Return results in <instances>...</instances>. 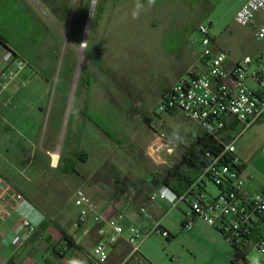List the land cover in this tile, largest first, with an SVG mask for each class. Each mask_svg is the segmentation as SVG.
I'll use <instances>...</instances> for the list:
<instances>
[{
  "label": "rangeland",
  "instance_id": "374dc122",
  "mask_svg": "<svg viewBox=\"0 0 264 264\" xmlns=\"http://www.w3.org/2000/svg\"><path fill=\"white\" fill-rule=\"evenodd\" d=\"M0 1V24L13 35L7 38L9 44L25 57L37 54L42 60L36 65L46 72L48 84L68 89L73 118L80 92L91 87L95 110L90 109L89 114L114 139L128 137L127 146L134 153L145 117L160 136L186 145L180 149L182 153L190 141L189 130L198 133L183 115L171 116L159 107L166 90L195 61L201 68L197 60L201 48L193 43L200 39L198 25L209 26L215 46L229 58L255 60L264 47V40H256L250 26L235 22L241 0H104L97 10L98 0ZM40 20L44 24L38 25ZM35 40L37 44H33ZM247 85L254 89L250 80ZM121 111H129L132 120H126ZM146 127L140 135L147 133ZM45 133L46 126L42 135ZM224 141L234 142L250 181L264 189V118L247 129L239 124L234 132L228 131ZM123 159V173L138 178L141 172L133 156L118 151L116 160ZM111 163L116 167L115 160ZM205 193L214 198L219 189L208 181ZM149 202L144 206L147 216H141L140 226L133 225L150 234L159 222L169 234L164 238L152 233L141 245V252L153 264H235L234 260L246 264L206 223L198 221L191 232L186 231L183 223L190 213L186 204L172 208L165 200ZM154 204L162 209L158 218ZM246 255L249 264H262L256 250L248 248Z\"/></svg>",
  "mask_w": 264,
  "mask_h": 264
},
{
  "label": "crops",
  "instance_id": "0c3cea01",
  "mask_svg": "<svg viewBox=\"0 0 264 264\" xmlns=\"http://www.w3.org/2000/svg\"><path fill=\"white\" fill-rule=\"evenodd\" d=\"M247 2L241 0L239 10ZM263 20L264 14L258 15L250 27L255 30ZM6 29L0 24L3 40L0 47L7 46L26 60L29 68L0 93V176L24 197L22 202L7 206V213L0 219V264H96L93 250L100 240L98 230L103 224L90 221L75 227L78 210L73 204V194L76 189L90 183L98 211L106 219L123 213L125 225L140 226L143 221L140 208L150 203L151 193L165 186L163 179L181 162L185 151L182 153L180 149L186 145L167 136L163 142L149 117H145L137 135L138 151L134 153L127 146L128 137L114 139L89 114L90 109L95 110L89 95L91 87H83L80 92L73 118L68 89L48 84L46 72L39 71L36 65L42 59L37 54L25 57L13 49L7 39L13 35ZM36 40L33 44L38 43ZM263 54L264 47L254 61ZM240 60L229 58L227 67ZM194 66L196 61L191 67ZM121 113L126 120H132L129 111ZM263 118L264 115L256 123ZM238 125L232 122L222 138L228 131L234 132ZM45 126L46 133L42 135ZM144 127L147 133L140 135ZM197 132L193 135L192 129L189 130L187 148L203 133L199 128ZM118 151L133 156L141 172L138 178L123 173L125 159L116 160ZM237 155L242 162L238 151ZM113 160L116 167L112 166ZM242 166L245 196L251 198L261 189L250 181L246 164L242 162ZM153 207L158 218L161 206L154 204ZM22 220H28L35 227L32 235L22 227ZM142 257L153 264L141 248L138 254L125 257L113 246L107 264H144Z\"/></svg>",
  "mask_w": 264,
  "mask_h": 264
},
{
  "label": "built area",
  "instance_id": "2783aa9c",
  "mask_svg": "<svg viewBox=\"0 0 264 264\" xmlns=\"http://www.w3.org/2000/svg\"><path fill=\"white\" fill-rule=\"evenodd\" d=\"M260 14H264V0H248L236 13L235 22L242 27L250 26ZM200 36L201 68L194 66L166 90L159 102L163 112H180L203 133L210 136L221 151L208 153L209 164L196 182L183 194L176 195L167 186H162L149 196V200L168 201L172 208L186 204L190 208L183 228L191 232L198 221L216 229L234 248L245 254L256 250L264 264V189L251 198L245 196L246 180L242 177V162L237 155L234 142L226 143L222 133L232 122L245 129L254 125L264 115V54L257 61L245 57L227 67L229 57L214 43L210 28L204 23L196 29ZM256 40H264V20L254 30ZM0 47V93L16 81L29 68V63L7 46ZM256 64V67L255 65ZM254 84V89L247 81ZM164 142L165 137L160 136ZM264 156V146L261 150ZM219 189L217 197H207V182ZM23 195L11 187L0 176V219L7 213V206L18 204ZM73 204L78 210L75 227L87 225L90 221L103 224L98 230L99 242L94 247L96 264H107L110 249L124 243L132 254L138 253L144 240L152 233L168 238L169 234L157 222L150 234L142 233L134 225H125L123 213L106 219L98 211V204L92 195L90 183H84L73 194ZM139 214L146 215L145 207ZM21 225L32 235L35 227L22 220ZM65 243H68L65 240Z\"/></svg>",
  "mask_w": 264,
  "mask_h": 264
},
{
  "label": "trees",
  "instance_id": "16d2710c",
  "mask_svg": "<svg viewBox=\"0 0 264 264\" xmlns=\"http://www.w3.org/2000/svg\"><path fill=\"white\" fill-rule=\"evenodd\" d=\"M104 0H98L96 10ZM0 42H3L0 39ZM221 147L207 134L201 133L197 136L196 142L185 149L181 162L176 165L172 171L168 172L163 179V184L167 186L176 195L183 194L204 172L209 164L208 153H218ZM65 240L68 241L67 238ZM114 247H118L123 256L136 255L132 254L131 248L126 244L120 243ZM236 249V257L242 258L246 264L249 262L245 259V254ZM144 264H151L148 260L142 257ZM234 263L237 264L236 260Z\"/></svg>",
  "mask_w": 264,
  "mask_h": 264
}]
</instances>
